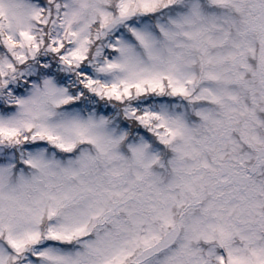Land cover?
I'll return each instance as SVG.
<instances>
[{
  "label": "snow or ice",
  "instance_id": "snow-or-ice-1",
  "mask_svg": "<svg viewBox=\"0 0 264 264\" xmlns=\"http://www.w3.org/2000/svg\"><path fill=\"white\" fill-rule=\"evenodd\" d=\"M97 102L148 136L57 112ZM30 142L87 147L0 158V264H264V0H0V148Z\"/></svg>",
  "mask_w": 264,
  "mask_h": 264
},
{
  "label": "clouds",
  "instance_id": "clouds-1",
  "mask_svg": "<svg viewBox=\"0 0 264 264\" xmlns=\"http://www.w3.org/2000/svg\"><path fill=\"white\" fill-rule=\"evenodd\" d=\"M141 107L146 105H158V104H168L171 106L172 104H176L179 106H182L180 110H185L184 102L178 99H169L166 97L163 98H157V97H144L143 101L139 102ZM121 106H111L107 104H101V103H82L77 106L73 107H66L58 109V113H70V114H79L82 117H87L88 114L91 111H98V113H107L112 118V127L117 129H123L127 130L129 133V143L135 141L139 136H148V133L143 129L140 128L139 125H137L132 120H125L124 116L120 110ZM62 117L60 115H57L55 119H61ZM194 121V118H192ZM195 122V121H194ZM87 146H79L75 152L73 153H60L56 149H54L51 145H48L44 142H36L35 144H32L31 142L27 147H23L19 150H13L9 148H0V158L7 157L9 155L15 154L17 156V162L19 160V151H31L35 152L38 149L44 148L47 149L48 155L55 154L56 158L62 161H68L70 159H75L76 156L79 155L80 151ZM19 170V168H18ZM31 170L25 169L26 174H30ZM157 172L162 173V179L167 180L168 174L163 172L161 169H157Z\"/></svg>",
  "mask_w": 264,
  "mask_h": 264
}]
</instances>
